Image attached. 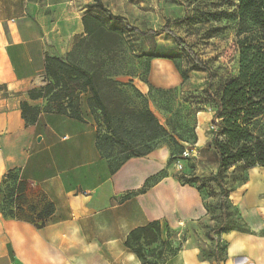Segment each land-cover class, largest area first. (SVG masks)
<instances>
[{"label": "crops", "instance_id": "0c3cea01", "mask_svg": "<svg viewBox=\"0 0 264 264\" xmlns=\"http://www.w3.org/2000/svg\"><path fill=\"white\" fill-rule=\"evenodd\" d=\"M92 1L0 0V264H144L125 242L154 221L162 224V238L176 240L179 248L159 264H264V168L250 169L229 195L241 227L210 239L206 228L216 222L199 189L174 175L170 147L132 158L113 172L97 147L87 93L82 120L57 113H41L34 124L23 118L22 103H46L31 100L29 92L45 85L47 56L62 57L51 42L62 40L57 30L63 12L71 24L81 11L70 26L73 40L85 34L82 5ZM218 167V159L209 170L199 167L195 178L208 179ZM9 172L26 185L19 218L2 210ZM47 204L54 213L38 228L30 207L40 212ZM218 242L226 245L220 263L209 257L220 253Z\"/></svg>", "mask_w": 264, "mask_h": 264}, {"label": "rangeland", "instance_id": "374dc122", "mask_svg": "<svg viewBox=\"0 0 264 264\" xmlns=\"http://www.w3.org/2000/svg\"><path fill=\"white\" fill-rule=\"evenodd\" d=\"M102 1L114 16L126 18L142 32L161 31L169 23L171 30L208 66L207 72L193 70L171 37L130 32L123 22L84 4L83 14L97 18L102 30L93 35L77 34L71 40L70 26H74L81 11L72 16L71 24L66 21L71 15L63 12L57 30H61L62 40L51 42L56 51L60 47L64 61L79 65L97 77L96 84L108 107L112 129L103 114L91 108L100 137L113 139L111 162L115 166L127 155L168 146L174 157L171 162L174 175L182 183H193L199 167L209 170L218 159L211 148L215 131L213 98L220 97L225 84L239 75L238 0H199L194 4L185 0ZM91 26L94 28L95 23ZM146 88L148 92L143 93ZM87 94L92 97L91 92ZM147 108L169 132L168 137L152 142L148 133L136 129L134 116ZM253 131L264 138V120L255 122ZM197 134L202 138L200 145ZM186 151L190 157L185 156ZM247 172L242 165L231 168L225 174V187L230 190L244 183ZM195 185L215 226L241 227L239 212L229 197L222 195L217 183L205 179ZM223 203L226 204L224 215ZM167 242L168 245L156 243L146 248L150 262H164L178 249L176 240ZM223 247V242L216 244L222 257Z\"/></svg>", "mask_w": 264, "mask_h": 264}, {"label": "trees", "instance_id": "16d2710c", "mask_svg": "<svg viewBox=\"0 0 264 264\" xmlns=\"http://www.w3.org/2000/svg\"><path fill=\"white\" fill-rule=\"evenodd\" d=\"M185 1L194 4L199 0ZM238 3L239 75L225 84L220 97L213 98L215 113L212 127L215 131L211 140V148L218 157L219 167L217 173L208 178L209 181L217 183L222 190V195L227 197L233 191V189L228 190L225 187V174L231 168L238 165L244 166L247 171L255 167L264 168V138L253 131L255 122L264 120V0H238ZM88 9H98L113 20L123 22L130 32L139 33L141 36L155 37L166 34L176 42L179 49L187 56L193 70L205 72L209 70L208 66L197 57L191 46L171 30L169 23L161 31L142 32L131 26L126 18L114 16L105 7L102 0H94ZM93 23H95L94 28L91 26ZM83 26L86 35H93L102 30V24L99 20L89 13L83 18ZM45 71L46 84L40 89H33L29 92L31 100H44L45 106L42 108L32 107L26 102L21 104L23 118L27 124H34L41 113H57L71 119L82 120L81 98L83 94L91 92L92 97L89 99L91 113L93 114L94 108L98 109L105 117V122L109 128L112 129L108 107L103 101L100 89L96 84L97 77L93 73L79 65L70 64L62 58L50 56L46 58ZM183 77L186 78V75ZM134 117L136 129L148 133L150 141L155 142L169 136V132L148 108L138 112ZM113 134L117 135L114 130ZM97 147L102 157L109 161L113 172L120 169L130 159L145 157L155 150L148 148L145 152L127 155L122 162L115 166L111 162L114 152L113 139L102 138L98 133ZM173 158L172 155L171 162ZM158 179L157 177L151 182H156ZM195 182H200V179L194 178L193 183L187 184L196 186ZM149 186L150 183L147 187ZM2 192L3 213L13 218H19L24 212L26 185L17 173L9 172L7 174ZM224 203L221 205L223 215L226 207ZM54 210L52 204H47L40 212H37L35 207H30V211L41 222L40 225H37L38 228L46 225L47 219L53 215ZM231 230L233 229L216 225L208 230L206 236L213 239V234L220 236ZM162 233V224L159 221L151 222L145 227L132 231L125 242V246L133 251L144 264H159L148 260L146 248L156 243L168 245L169 242L167 241L169 240H164ZM223 250L225 253L226 245H224ZM178 251L179 248L171 257ZM221 255L220 252L209 257H215L217 263H220L224 257Z\"/></svg>", "mask_w": 264, "mask_h": 264}, {"label": "built area", "instance_id": "2783aa9c", "mask_svg": "<svg viewBox=\"0 0 264 264\" xmlns=\"http://www.w3.org/2000/svg\"><path fill=\"white\" fill-rule=\"evenodd\" d=\"M46 82H47V80L45 81V84H46ZM194 152H195V151H194ZM184 154H185L186 157H190V154H189L188 151H186Z\"/></svg>", "mask_w": 264, "mask_h": 264}]
</instances>
